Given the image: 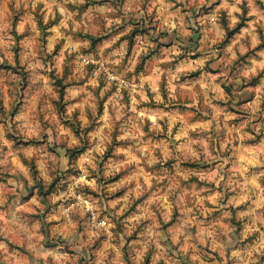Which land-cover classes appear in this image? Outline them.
Returning <instances> with one entry per match:
<instances>
[{"label":"clouds","instance_id":"obj_1","mask_svg":"<svg viewBox=\"0 0 264 264\" xmlns=\"http://www.w3.org/2000/svg\"><path fill=\"white\" fill-rule=\"evenodd\" d=\"M0 264H264V0H0Z\"/></svg>","mask_w":264,"mask_h":264}]
</instances>
